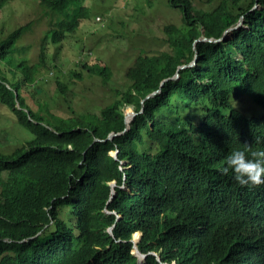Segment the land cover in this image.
Segmentation results:
<instances>
[{"label":"trees","instance_id":"16d2710c","mask_svg":"<svg viewBox=\"0 0 264 264\" xmlns=\"http://www.w3.org/2000/svg\"><path fill=\"white\" fill-rule=\"evenodd\" d=\"M13 1L0 0V11ZM38 1L48 5L50 22L38 42L42 63L46 49L75 31L87 10L79 6L86 0H73V7ZM166 4L180 10L182 24L164 26L166 49L138 55L114 102L68 118L35 110L21 95L42 80L41 70L53 76L42 64L12 69L16 45L32 24L1 25L11 33L0 34V104L32 139L0 153V264H264V183L242 187L221 172L233 148L246 144V154L264 148V116H247L229 100L236 90L264 111V0H201L207 8L198 11L194 0ZM240 19L222 40L197 41L221 39ZM195 55V65L160 85ZM77 69L103 83L111 78L102 60L81 61ZM56 88L67 93L66 85ZM177 89L183 100L206 104L198 123L181 125L169 108ZM130 107L142 113L117 136ZM109 134L115 136L106 140ZM65 206L75 216L70 228L58 217ZM133 233L140 234L143 263L132 254Z\"/></svg>","mask_w":264,"mask_h":264},{"label":"rangeland","instance_id":"374dc122","mask_svg":"<svg viewBox=\"0 0 264 264\" xmlns=\"http://www.w3.org/2000/svg\"><path fill=\"white\" fill-rule=\"evenodd\" d=\"M200 1L194 0L196 11L203 6L199 4ZM66 3L71 7L74 6L73 0H67ZM79 6L86 8L85 18L78 22V28L75 31L66 33L55 46L46 51L42 63L38 60L37 41L43 31L49 28L50 22L47 25L43 23L44 9L39 1L15 0L5 5L0 11L2 37L9 33V29L2 28V24L13 26L10 30L19 24H35L32 32L23 34L24 38L16 45L19 53L13 56L12 69L17 68L15 64L27 63L42 64L51 69L53 76H49L46 70H41V81L33 87L21 89V95L28 106L35 110L43 109L47 115L68 118L72 115L99 112L101 108L117 99L116 92L128 86L124 74L139 54L159 53L166 49L163 44L164 26L172 24L182 27L180 10L170 9L166 0H86ZM203 7L207 8V6ZM212 7H215V3L211 4L210 8ZM255 8L257 5L252 9ZM82 16L83 14L80 18ZM19 56H24L25 59L18 58ZM96 57L101 59L102 65L107 66L111 71L112 76L109 81L103 83L100 78L83 72L81 80L80 77L72 78L75 71H79L77 66L81 61L91 65L94 64ZM71 67L74 69L72 74L67 75L65 71H62L63 68ZM56 83L64 87L66 85L67 93L59 95L57 92L60 91L56 88ZM173 97L177 104L170 101L169 108H173L179 123L187 124L190 120L198 123L202 107H206V104H203V101L192 104L188 100H183L180 89H177ZM229 100L235 110L241 112L240 109H247L242 112L247 116L259 119L264 116L260 105L251 97L239 94L236 90L229 94ZM133 110V107L125 110V128L117 136L127 132L132 119L142 113V110L139 112ZM217 113L225 116L229 112L218 107ZM30 139L32 136L18 126L6 108L0 104V153L9 155ZM195 144L199 145L197 139ZM58 217L67 228H70L71 223L75 221L70 206L59 209ZM52 230L54 228L49 227L46 234H50Z\"/></svg>","mask_w":264,"mask_h":264},{"label":"clouds","instance_id":"9594fccd","mask_svg":"<svg viewBox=\"0 0 264 264\" xmlns=\"http://www.w3.org/2000/svg\"><path fill=\"white\" fill-rule=\"evenodd\" d=\"M97 61L100 62L101 59L96 57L94 59V62L97 63ZM190 64L191 62L188 65ZM81 71L82 69H79V71H75V74L82 76ZM39 81H41L40 78L36 81L34 86ZM56 87H57V83H56ZM246 148H247L246 144L244 148H240V147L233 148L225 157L224 166L221 168V172L223 174L230 173L232 179L239 186H242V187L243 186H254V185L264 183V148L252 150L247 154L245 151ZM114 154H116V152L113 153V155Z\"/></svg>","mask_w":264,"mask_h":264},{"label":"bare ground","instance_id":"6f19581e","mask_svg":"<svg viewBox=\"0 0 264 264\" xmlns=\"http://www.w3.org/2000/svg\"><path fill=\"white\" fill-rule=\"evenodd\" d=\"M44 10H43V12H42V14H43V16H44V24L46 23V16H47V14H48V11H49V8H48V5L47 6H41ZM243 19V18H242ZM46 25V24H45ZM32 29L35 27V24L34 23H32V25L30 26ZM235 27H237V25L235 26ZM239 28V27H238ZM237 28V29H238ZM228 30V29H227ZM232 30H235V28L234 27H232V29H231V31ZM10 33L11 32H9L6 36H8V35H10ZM27 34H29V33H31V32H26ZM230 33V31L229 32H226V31H224V33L223 34H226L227 36H228V34ZM5 36V37H6ZM204 39V40H203ZM205 40H210V39H207L206 37H201L200 39H198L197 41H205ZM39 42V39H38V41H37V43ZM56 45V44H55ZM54 45V46H55ZM51 48V47H50ZM50 48H47L46 49V51H48ZM145 54H147V53H145ZM153 54V53H152ZM193 61H195V63H196V58L195 57H193L192 58V60L190 61L191 63L193 62ZM195 65V64H194ZM186 68H188L187 67V65H185V63L182 65V66H179L178 68H177V71H176V73L174 74V76H172V77H170V78H166V79H163L162 80V82H161V84L160 85H163V83L164 82H166L168 79H171V78H174V79H178L179 78V74H178V72L179 71H181V70H184V69H186ZM110 73H111V71H110ZM112 76V75H111ZM160 91V89L157 91V92H154V93H151V94H149L148 96H146V98L145 99H149V98H151L152 97V95H154L155 93H158ZM117 94V92L115 93V95ZM116 99V98H115ZM144 103V101H142L141 102V104H143ZM127 122V121H126ZM127 124V123H126ZM115 135H111V139L114 137ZM96 142L97 141H100V140H98V139H96L95 140ZM116 154H117V152H116ZM116 154H114V155H116ZM112 191V193H114V190H111ZM109 231V233H111V228H110V230H108ZM139 238H140V234L139 233H133L132 234V238H131V243L133 244V251H132V254L137 258V260H138V262H140V263H143V261L145 260V255H143V254H141L138 250H137V247H136V244L138 243V241H139ZM139 254L141 257L139 258V257H137L135 254Z\"/></svg>","mask_w":264,"mask_h":264},{"label":"water","instance_id":"95a60500","mask_svg":"<svg viewBox=\"0 0 264 264\" xmlns=\"http://www.w3.org/2000/svg\"><path fill=\"white\" fill-rule=\"evenodd\" d=\"M242 25V21H241V19H240V21L238 22V24H237V27H234L235 29H237L239 26H241ZM231 29L232 28H230V29H228V30H226V32H229V31H231ZM227 35L226 34H223V36H222V38L221 39H218V40H208V41H210V42H218V41H220V40H222L224 37H226ZM204 40V39H203ZM195 58H196V55L194 56ZM195 64V61H193L190 65H188L187 67H190V66H192V65H194ZM168 80H170V79H168ZM16 94V93H15ZM111 139V135L109 134L108 135V137H107V140H110ZM114 157H115V155H113ZM114 187H115V184H111V188H112V190H114ZM110 230V229H109ZM137 257H141L139 254H135Z\"/></svg>","mask_w":264,"mask_h":264}]
</instances>
